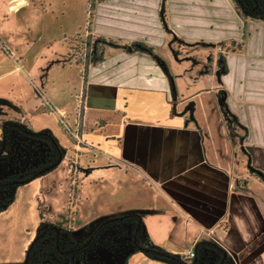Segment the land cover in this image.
Segmentation results:
<instances>
[{
	"label": "crops",
	"instance_id": "crops-1",
	"mask_svg": "<svg viewBox=\"0 0 264 264\" xmlns=\"http://www.w3.org/2000/svg\"><path fill=\"white\" fill-rule=\"evenodd\" d=\"M160 3L101 0L88 21L87 0L92 34L120 46L142 42L152 54L113 47L84 71L78 62L75 68L63 59L61 46L62 68L52 80L26 60L23 64L0 39L7 54L0 53V81L9 77L15 100L26 104L15 113L0 109V120L25 121L39 130L28 112L41 103L60 115L71 114L74 126L80 110L89 146L75 143L72 149L77 176L95 173L97 183L106 180L118 188L117 175L106 178L96 171L129 172L140 187L137 195L115 196L88 212L80 208L82 199L76 202L71 195L58 225L52 216L40 217L49 204L40 200L42 188L35 185L43 174L23 183L0 211V264H21L44 222L60 230L69 217L71 237L82 243L104 220L132 214L140 217L141 241L170 254L185 255L206 241L226 252L223 264H264V179L249 171L251 166L264 176V23L243 21L230 0H166V21L176 36L217 46L214 55L219 49L227 68L220 75L216 57L209 63L203 48L196 51V62L174 54ZM226 110L238 125L227 122ZM127 254L99 245L87 258L93 264H169L141 251ZM215 262L211 252L201 264Z\"/></svg>",
	"mask_w": 264,
	"mask_h": 264
},
{
	"label": "rangeland",
	"instance_id": "rangeland-1",
	"mask_svg": "<svg viewBox=\"0 0 264 264\" xmlns=\"http://www.w3.org/2000/svg\"><path fill=\"white\" fill-rule=\"evenodd\" d=\"M17 0H0V39L10 48H14L17 57H22V63L27 66H33L36 70L48 74L47 78L52 80L58 77L57 71L62 68V61L58 57L59 47H64V60H72V63L78 62L82 68L88 65L95 59L96 56L104 53L108 44L98 36L91 33L89 23H86L87 15V0H26L23 4H18ZM96 0H88L90 9ZM231 3L233 2L230 0ZM15 4V7L7 11L8 5ZM86 7V8H85ZM88 12V21L91 17V11ZM84 27L81 32L75 34L65 33L75 27ZM6 32L10 33V39L6 38ZM8 36V35H7ZM68 36V37H67ZM69 47L65 45V38ZM186 42V41H185ZM2 42H0V46ZM168 45L175 53L180 54L182 58L198 60L195 47L190 44L169 37ZM207 47L206 59L212 63L214 57V49L216 45ZM21 49L25 56H22L18 51ZM215 51L220 52L219 49ZM0 53L5 54L1 47ZM196 56V58H195ZM193 57L195 59H193ZM1 59V57H0ZM60 61V62H59ZM69 62V61H68ZM75 68V64L73 65ZM27 92V88L25 89ZM35 100L39 98L36 92H32ZM16 90L11 89L10 79L5 78L0 81V109H4L9 113L20 111L24 101L17 102ZM40 102V101H39ZM41 103H36L34 110L28 112L33 116L35 126L38 125L39 130L34 132H45L53 137L57 144L63 150L61 160L56 167L51 171L37 178L35 185L42 188L40 193L41 201H48V207L42 208L43 217L46 220L52 216L58 225L62 223L63 217L67 213L68 201L71 195L74 201L85 204L81 209L88 212V208L96 207L99 202L108 201L118 197L128 199L139 193V186H134V177L131 173H109L106 171H96L106 173V178L114 175L117 180L118 188H113L108 181L97 183L95 173H80L76 174L75 165H77V154L72 153L75 143L79 146H89L86 140L83 139V124L81 122V112L77 113L74 126L70 123L73 116L71 114L60 115L57 110L51 109ZM55 108V107H54ZM62 117V118H61ZM63 119V120H62ZM30 121V117H29ZM32 123V122H31ZM23 127L28 128L25 121L19 122ZM8 153L3 154V159L0 161V180H8L12 177L26 178L33 170L38 167L39 170L51 164L50 161L54 158L53 149L46 143L44 138H26L23 134L8 133ZM66 153L70 157L67 160ZM87 172V169L85 168ZM140 180V179H137ZM120 182V184H119ZM243 186V184H240ZM113 189H115L113 191ZM14 188L3 187L0 190V206L12 199ZM87 197V198H84ZM138 200V199H136ZM73 207V206H72ZM71 207V208H72ZM80 213V217L76 218V225L84 215ZM72 222V221H71ZM108 229H114L113 234ZM133 225L128 227L121 223L111 224L104 228L96 239V243H105L114 251L122 253H130L133 246L131 245V231ZM95 230V229H94ZM65 232L68 227H65ZM65 240H67L64 237ZM47 244V243H45ZM51 258V257H50ZM54 260L53 257L51 261ZM206 261V260H205ZM51 264V262H48Z\"/></svg>",
	"mask_w": 264,
	"mask_h": 264
},
{
	"label": "trees",
	"instance_id": "trees-1",
	"mask_svg": "<svg viewBox=\"0 0 264 264\" xmlns=\"http://www.w3.org/2000/svg\"><path fill=\"white\" fill-rule=\"evenodd\" d=\"M101 0H96L94 4L92 5L90 9V13L92 15L94 6L96 2H99ZM232 5L236 12L239 14V16L242 18L243 21H258L261 23H264V0H232ZM165 2L166 0H161L160 3V20L162 22V26L166 32V34L170 37H174L185 44H190L194 46L195 52L198 49L203 48L205 51L207 50L206 46L211 47L212 45L215 44H208V43H199V44H193V43H188L185 42L183 39L179 38L176 36L173 31L170 29V27L167 24L166 21V8H165ZM89 3V2H88ZM99 37V36H98ZM102 40L106 41L108 44V47L106 48L104 53H101L100 55L96 56L95 59L90 63H95L97 61H100L104 58L105 53L108 51V49L113 48V47H122L125 50H137V51H143V52H148L152 54V49L151 47L147 46L146 44L142 42H132L129 45H121L115 42H112L111 40L105 39L103 37H99ZM173 51V50H172ZM174 52V51H173ZM176 56H179L180 54H177L174 52ZM196 58V56H195ZM193 57V59H195ZM196 62V60H194ZM89 64V65H90ZM88 65V66H89ZM216 65H217V71L221 75L226 71V65L224 62V57L221 52H217L216 56ZM87 67H84V71H86ZM223 105L225 104L224 101L221 99L220 101ZM227 113H225V117L227 118V122L230 125H238V121L236 118L231 115L227 110ZM18 120H7V121H1L0 120V129H1V135H0V161L3 159V154L8 153L9 147H8V133L9 131L16 132L19 134H23L26 138H44L46 139V143L53 149L54 151V158L50 161L51 164H53L59 157H62L63 152L59 145L57 144L56 140L53 139L52 136L46 134L45 132H34L32 129L25 128L21 124H19ZM28 132H34V134L28 133ZM49 164V165H51ZM47 165V166H49ZM45 166V167H47ZM44 167V168H45ZM42 168V169H44ZM40 169V170H42ZM38 167H36L31 174L26 176V178H17V177H12L9 178L8 180H0V190L3 189V187H12L14 188V192L19 187L22 185L23 181H30L37 176V173L40 171ZM50 171V170H49ZM249 171L250 173L260 176L262 179H264L263 174L259 171L254 169L253 167L249 166ZM48 172V171H47ZM45 172V173H47ZM43 173V174H45ZM42 175V174H41ZM39 175V176H41ZM14 195V194H13ZM12 199L7 201L6 203H3L0 206V211H2L10 202ZM41 219H43V216L40 214ZM69 222H71V219L68 217V224L65 227H68ZM139 222V217L136 214H132L129 216L124 217L121 220H116L113 222H109L99 229H95L90 236L82 243H77L72 237H71V232L70 228L68 227V231L65 232V227L59 230V233L56 232V230L52 227L54 226L53 224H48L47 222H44L41 224L40 229L38 234L42 233L41 236H39L37 239H34L31 244L29 245V248L27 250V264H48V262H51V264H93L90 260H88L87 256L94 250L96 247L99 245H104L108 248L110 246H107L105 243H96V239L101 233V231L104 230L105 227L115 224V223H121L123 226H130L133 225V229L131 231V245L133 246L132 250L130 253L133 252H144L147 255L158 258L161 260H164L168 262L169 264H192L193 259L188 260L185 258L183 255H177V254H170L168 252H165L161 250L160 248L156 246H149L145 242H142L140 239V230L137 231L135 234V229L136 226ZM86 230V229H85ZM110 230L113 234H115V230L113 229H108ZM87 231V230H86ZM106 231V230H105ZM103 231V232H105ZM64 237L67 239L65 240ZM88 240H90L87 244H85ZM47 243V244H45ZM139 247H147L150 249V251H142ZM111 249V248H110ZM204 249V253H200V250ZM114 251V250H113ZM222 249H220L218 246L213 245L211 243H208L206 241L204 242H199L196 244L195 247V258H197L196 264H201V261L207 260L208 255L211 254V252L216 254V262L215 264H220V260L222 258ZM127 254L128 255L130 254ZM167 254V256L165 255ZM204 254V255H203ZM51 257V258H50ZM52 260L51 261V259ZM204 258L201 260V258ZM23 263V262H22ZM21 263V264H22ZM223 264V263H222Z\"/></svg>",
	"mask_w": 264,
	"mask_h": 264
},
{
	"label": "water",
	"instance_id": "water-1",
	"mask_svg": "<svg viewBox=\"0 0 264 264\" xmlns=\"http://www.w3.org/2000/svg\"><path fill=\"white\" fill-rule=\"evenodd\" d=\"M28 133L34 134V132H28ZM60 160H61V157H59V158H58L53 164H51V165L45 167L44 169L40 170V171L37 173V176H39V175H41V174H43V173H45V172L51 170L52 168L56 167V165L58 164V162H59ZM25 182H27V181H23V182H21V183H25ZM124 217H126V216H120V217H115V218L106 219V220H104L103 222H101V223L97 226L96 229H99L100 227H102L103 225H105V224H107V223H109V222H113V221H116V220H121V219H123ZM138 217H139V216H138ZM140 223H141V220H140V217H139V222H138V224H137V226H136L135 234L137 233V231H138L139 228H140ZM52 227L56 230L57 233H59V228H58L56 225H54V226H52ZM41 235H42V233L37 234L36 237H35L34 239H37V238H38L39 236H41ZM34 239H33V240H34ZM89 241H90V240H88L85 244H87ZM139 248H140L142 251H150V249L147 248V247H139ZM165 255L167 256V254H165ZM225 260H226V252H225V251H222V258H221V260H220V264H222ZM27 261H28V258H27V255H26V257H25V259H24V261H23L22 264H27ZM196 262H197V258H194L193 261H192V264H196ZM76 264H77V263H76Z\"/></svg>",
	"mask_w": 264,
	"mask_h": 264
},
{
	"label": "built area",
	"instance_id": "built-area-1",
	"mask_svg": "<svg viewBox=\"0 0 264 264\" xmlns=\"http://www.w3.org/2000/svg\"><path fill=\"white\" fill-rule=\"evenodd\" d=\"M185 258H187L188 260H191L193 258H195L196 254H195V250L192 247L185 255H183Z\"/></svg>",
	"mask_w": 264,
	"mask_h": 264
},
{
	"label": "clouds",
	"instance_id": "clouds-1",
	"mask_svg": "<svg viewBox=\"0 0 264 264\" xmlns=\"http://www.w3.org/2000/svg\"><path fill=\"white\" fill-rule=\"evenodd\" d=\"M21 2H24V0H21Z\"/></svg>",
	"mask_w": 264,
	"mask_h": 264
},
{
	"label": "flooded vegetation",
	"instance_id": "flooded-vegetation-1",
	"mask_svg": "<svg viewBox=\"0 0 264 264\" xmlns=\"http://www.w3.org/2000/svg\"><path fill=\"white\" fill-rule=\"evenodd\" d=\"M98 225H99V224H98ZM98 225H97V226H98ZM97 226L95 227V229L97 228Z\"/></svg>",
	"mask_w": 264,
	"mask_h": 264
}]
</instances>
